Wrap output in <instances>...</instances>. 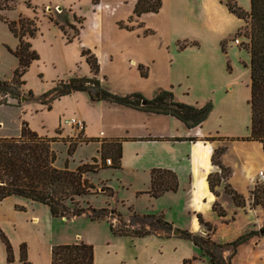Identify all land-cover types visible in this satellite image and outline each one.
I'll return each mask as SVG.
<instances>
[{
  "label": "crops",
  "instance_id": "1",
  "mask_svg": "<svg viewBox=\"0 0 264 264\" xmlns=\"http://www.w3.org/2000/svg\"><path fill=\"white\" fill-rule=\"evenodd\" d=\"M27 1L32 9L23 5L16 8L15 4L13 10L5 13L9 12L11 21L32 20L37 29L27 41L38 58L24 74L22 87V93L31 92L32 99L23 101L20 107L0 105V111L5 114L0 119V138L18 137L25 122L39 136L56 138L52 149L64 148L67 155L68 140H75L78 132L62 126L61 120L77 118L83 122L82 142L77 143L73 154L82 146L91 147L89 160L94 158L100 162L101 143L120 141L119 168L107 169L141 177L140 187H132L131 181L122 180L136 196L147 195L154 199L146 194L151 170H169L176 175V192H165L158 197L181 206L179 214H185L188 222L185 227L171 218L166 220L173 228L223 245L264 227V207L251 206L250 199L256 172L264 168V144L243 140L249 136L251 125L250 55L230 40L245 22L227 10L224 0H161L157 13L139 17L132 14L136 0H98L97 5H93L92 0ZM234 1L249 12L250 0ZM43 9L49 10L48 13L53 9L64 12L73 26L79 28L80 25L77 36L68 41L70 29L65 28L64 33ZM12 13H17L16 17L11 16ZM73 17L81 19V24ZM120 23L124 27H120ZM17 44L8 48L14 50ZM82 50H88L96 58L95 78L108 92L118 96L137 93L150 99L158 91L167 90L183 104L201 107L210 103L207 118L200 126L187 128L175 117L103 100L93 101L82 91L51 102H48L51 96L41 99L60 82L93 77L81 55ZM217 147L225 148L220 161L229 171L226 182L244 198L243 206L234 204L224 191V183L217 188V196L209 191L206 178L215 172L211 155ZM71 157L64 159L62 167L65 160L69 170L89 161L70 168ZM57 160L58 157L55 165ZM262 186L264 190V184ZM215 203L225 216L220 217L213 211ZM198 217L213 230L200 224ZM160 232L154 235L166 241L172 252V256L160 264H180L193 257L196 260L192 264H210L190 241ZM230 254L231 249L225 248L221 256L225 259ZM13 255L16 257L18 250H14ZM230 262L264 264V235L259 234L239 245ZM4 263L8 264L6 257Z\"/></svg>",
  "mask_w": 264,
  "mask_h": 264
},
{
  "label": "trees",
  "instance_id": "2",
  "mask_svg": "<svg viewBox=\"0 0 264 264\" xmlns=\"http://www.w3.org/2000/svg\"><path fill=\"white\" fill-rule=\"evenodd\" d=\"M17 0H0V21L5 23L9 32L18 40L14 50L7 48L8 52L17 59V66L12 71L9 80L0 79V105L20 107L23 101L32 99V93H22L25 84L23 76L30 64L38 58L35 51L31 49L28 38H32L37 29L32 20L19 18L11 21L1 15L2 12L11 11L15 8ZM93 5L97 0H92ZM227 10L236 17L244 20L245 26L236 32L242 35L247 42L244 48L250 55V107L251 125L250 134L243 140L256 141L264 144V0H250L249 12L243 11L235 2L225 0ZM161 8V0H136L132 11L133 16L139 17L142 14L157 13ZM132 18V17H131ZM49 19L55 26L66 33L65 28L72 31L67 35L70 41L77 36L81 19L73 17L79 28L70 23L64 12L49 15ZM124 27L123 24H119ZM81 55L89 64L92 78H72L65 82L58 83L50 91L41 96H51L48 102L75 91L88 93L91 100H103L117 105L141 110L144 112L160 115H169L180 120L187 128L200 126L211 110V104L207 103L201 107L190 106L176 101L173 94L167 90L158 91L152 98L146 99L142 95L134 93L127 96H118L100 87L95 78L98 73L96 58L88 51L82 50ZM141 74L145 76V73ZM11 101V102H10ZM43 102V101H42ZM46 103V102H45ZM193 140V139H191ZM211 141L213 138H207ZM67 156L71 157L78 142L82 140H68ZM96 141L85 140L84 142ZM56 138L39 136L30 130L25 122H22L20 134L15 138H0V202L10 197H17L32 203L44 205L48 208L52 218L68 220L86 214L91 220L107 219L105 209H87L79 205V199L92 194L95 188L85 177L87 173H96L101 169H118L121 158V142H102L100 146V162L92 159V164H81L75 170H69L67 160L63 167L55 165L57 155L52 149ZM225 148L217 147L211 155V164L220 170V173L208 174L206 180L209 191L218 195L217 188L224 183V191L231 197L236 206L245 204L244 198L229 187L226 180L229 171L221 164L220 156ZM110 159L111 164L106 166L105 161ZM178 187L176 175L163 169H153L150 172V187L146 194L152 198H158L165 192H176ZM109 196L112 191L106 188ZM251 206L260 205L264 207V190L257 188L250 195ZM213 211L218 216H225L222 208L215 203ZM23 209V208H22ZM21 209V210H22ZM117 224L109 223L110 232L116 237L143 238L154 235L155 231H163L166 234L175 232V236L190 241L207 257L210 264H231V257L236 248L254 236L258 231H250L227 244H215L209 238L186 230L173 228L163 215L138 216L133 213L128 217L127 222L123 221L121 215L116 213ZM200 224L208 230H213L210 224L204 223L198 217ZM264 235V234H261ZM0 239L5 247L6 263L14 261L12 247L9 241L0 231ZM230 248L231 254L222 258L223 249ZM19 262L31 264L27 261L26 247L21 244L19 247ZM195 257L183 260L180 264H192ZM94 252L92 245L78 242L69 245H55L50 249V264H94Z\"/></svg>",
  "mask_w": 264,
  "mask_h": 264
},
{
  "label": "rangeland",
  "instance_id": "3",
  "mask_svg": "<svg viewBox=\"0 0 264 264\" xmlns=\"http://www.w3.org/2000/svg\"><path fill=\"white\" fill-rule=\"evenodd\" d=\"M228 1L235 2L234 0ZM17 5L32 9L27 0H17L16 8ZM48 11L43 9L44 14L52 16L60 12L58 9H53L49 13ZM16 14L12 13L11 16ZM1 15L11 20L9 12H2ZM68 31L71 34V31ZM237 36L240 38L238 47L246 51L244 44L247 40L242 35H237L235 32L230 40ZM17 43L18 40L9 32L6 24L0 21V79H10L12 71L17 66V59L7 50L9 46L13 47ZM4 117L5 114L0 111V119ZM75 138L82 140L80 133ZM54 150L58 157L56 166L61 168L64 159L67 158L66 151L64 148L56 149L55 147ZM92 152L91 147L78 148L69 158V167L74 168L80 162L88 161ZM87 164H92V161L89 160ZM85 176L95 188L92 194L79 199V205L87 209H105L104 214L107 219L91 221L86 214H83L64 220L52 218L48 208L44 205L17 197L6 198L0 202V231L9 241L12 253L18 250V255L16 257L13 255L14 263H19L21 244L25 245L27 261L31 264H48L52 246L78 242L92 245L94 264H160L164 263L162 262L164 259L172 256L170 248L163 239L155 235L143 238L116 237L110 232L109 223L117 224L116 213L121 214L123 221L126 222L133 213L138 216L162 214L165 220L169 221L171 218L180 227H185L188 222L185 220V214L182 216L179 214L181 206L173 204L166 198L151 199L147 195L138 197L133 189L124 186L125 182L122 181L129 180L132 187H140L143 183L141 177L134 178L107 168L96 173H87ZM255 186L263 188L262 185L256 183ZM106 188L112 191V196L108 195ZM161 233L157 230L154 234ZM5 257V247L0 239V264H5Z\"/></svg>",
  "mask_w": 264,
  "mask_h": 264
},
{
  "label": "built area",
  "instance_id": "4",
  "mask_svg": "<svg viewBox=\"0 0 264 264\" xmlns=\"http://www.w3.org/2000/svg\"><path fill=\"white\" fill-rule=\"evenodd\" d=\"M232 43L235 45H239L240 44L239 37L238 36L235 37L232 40ZM61 125L73 128L78 133H80L81 130L83 129V122L77 118H63L61 120ZM105 163L107 166L110 165L111 164L110 159H107L105 161ZM213 167L215 168V172L220 173V170L217 167H215V166H213ZM255 181H256L255 182L256 184H259V185L264 184V168H262L256 172Z\"/></svg>",
  "mask_w": 264,
  "mask_h": 264
},
{
  "label": "water",
  "instance_id": "5",
  "mask_svg": "<svg viewBox=\"0 0 264 264\" xmlns=\"http://www.w3.org/2000/svg\"><path fill=\"white\" fill-rule=\"evenodd\" d=\"M173 235H175V232H172ZM260 234H264V229L260 231Z\"/></svg>",
  "mask_w": 264,
  "mask_h": 264
}]
</instances>
